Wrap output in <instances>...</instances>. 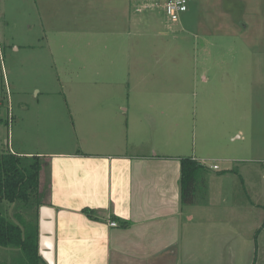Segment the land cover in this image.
I'll return each mask as SVG.
<instances>
[{
    "label": "crops",
    "instance_id": "1",
    "mask_svg": "<svg viewBox=\"0 0 264 264\" xmlns=\"http://www.w3.org/2000/svg\"><path fill=\"white\" fill-rule=\"evenodd\" d=\"M92 1L109 5L101 10L109 17L104 21L109 35L114 27H128L125 35L131 37L132 31L138 32L139 22L175 32L183 43L207 39L208 32L238 29L245 33L256 26L264 31V0L240 1L252 4L253 22L235 18V7L226 5L236 0H187V10L176 23L169 22L163 10L162 16L151 11L140 18V7L153 0ZM142 45H146L142 56L152 54L154 40ZM145 71L142 67L139 75L138 69L137 75H126L129 89L124 88L122 75H100V85L62 93V107L73 121L78 149L59 148V141L50 144L52 150L15 151L11 141L4 144L12 154L42 159L38 202L54 210V264H199L197 254L187 252L185 243L187 222L194 217H209L216 229L226 224L223 239L206 227L207 239H214L215 246L222 241L219 251L208 243L214 264H264V184L250 183L247 169L226 168L217 188L228 178L240 177L242 191L210 193L209 188L206 206L182 205L180 159L203 160L194 149L186 156L179 123L170 119V76L151 78ZM214 165L205 166L208 172L219 173L221 169H213ZM249 187L255 192L245 190ZM230 200L234 206L228 204ZM6 218L18 225L24 222L20 214L13 220ZM259 256L263 258L258 260Z\"/></svg>",
    "mask_w": 264,
    "mask_h": 264
},
{
    "label": "rangeland",
    "instance_id": "2",
    "mask_svg": "<svg viewBox=\"0 0 264 264\" xmlns=\"http://www.w3.org/2000/svg\"><path fill=\"white\" fill-rule=\"evenodd\" d=\"M240 1L226 6L235 7L236 19L253 22L252 4ZM108 6L92 0H0L1 147L6 148L5 142L11 141L15 151L52 150L50 144L59 141V148L78 149L73 121L62 107V93L100 85V75H122L123 86L129 89L131 81L126 75H137V69L139 75L146 67L151 78L170 76L169 114L171 121L179 123L186 156L194 149L203 164H216L221 169L219 173L208 172L204 184L198 186L199 206L207 205L209 188L210 193L243 190L240 177L228 178L217 188L226 168L247 169L251 171L246 176L250 183L264 184L262 28L252 27L245 33L238 29L208 32L204 35L207 39L191 38L190 43L180 41L175 32L146 22H139L138 32L132 31L131 37L125 35L128 27H114L109 35L104 22L109 17L101 12ZM162 7V0H153L140 7L139 17L151 11L162 16ZM134 34L137 39L132 40ZM150 40L155 42L153 52L142 56L146 46L142 44ZM238 135L240 139H236ZM246 189L251 193L256 190ZM232 202L228 204L234 206ZM0 211L11 220L20 214L24 222H35L33 205L22 209L4 202ZM221 214L220 209L219 219ZM199 218L187 222L186 251L197 254L195 262L199 264H214L216 258L208 243L213 242L211 247L219 251L222 241L215 246L214 239L205 235L206 227H212V233L223 239L220 235L226 224H218L216 229L209 217ZM14 254L0 247V264L13 263L17 258Z\"/></svg>",
    "mask_w": 264,
    "mask_h": 264
},
{
    "label": "trees",
    "instance_id": "3",
    "mask_svg": "<svg viewBox=\"0 0 264 264\" xmlns=\"http://www.w3.org/2000/svg\"><path fill=\"white\" fill-rule=\"evenodd\" d=\"M42 159L12 154L0 145V206L17 204L22 209L35 206V222H10L0 211V247L17 252L15 264H46L38 254L37 216L39 176ZM208 169L191 158L180 159V200L182 205L198 203L197 188L203 185ZM90 214V212H88Z\"/></svg>",
    "mask_w": 264,
    "mask_h": 264
},
{
    "label": "water",
    "instance_id": "4",
    "mask_svg": "<svg viewBox=\"0 0 264 264\" xmlns=\"http://www.w3.org/2000/svg\"><path fill=\"white\" fill-rule=\"evenodd\" d=\"M38 216V254L46 264H54V210L41 206Z\"/></svg>",
    "mask_w": 264,
    "mask_h": 264
},
{
    "label": "built area",
    "instance_id": "5",
    "mask_svg": "<svg viewBox=\"0 0 264 264\" xmlns=\"http://www.w3.org/2000/svg\"><path fill=\"white\" fill-rule=\"evenodd\" d=\"M162 8L167 20L171 23H176L180 15L187 10V0H165ZM213 169L217 170L218 166L214 165ZM110 226L116 227V223L110 222Z\"/></svg>",
    "mask_w": 264,
    "mask_h": 264
}]
</instances>
